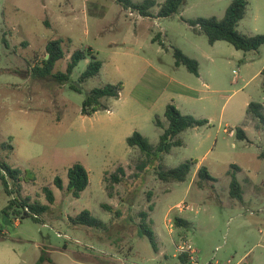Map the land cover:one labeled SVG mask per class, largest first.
<instances>
[{"label":"rangeland","instance_id":"rangeland-1","mask_svg":"<svg viewBox=\"0 0 264 264\" xmlns=\"http://www.w3.org/2000/svg\"><path fill=\"white\" fill-rule=\"evenodd\" d=\"M155 1L157 16L166 0ZM232 1L187 0L170 17L144 18L117 0H0V165L20 171L17 180L7 175L13 197L0 178V264H190L178 254L184 240L201 264H264V126L247 114L250 103L264 105V45L249 52L226 41L211 45L190 25L222 19ZM248 1L237 30L264 35V0ZM53 39L63 40L65 51L54 73L66 71L74 52L87 53L66 85L35 71ZM175 49L199 62V75L176 65ZM94 55L102 70L80 83ZM120 82V98L103 101L108 110L82 115L92 90ZM168 104L209 124L180 134L183 145L161 159H148L127 139L138 131L156 147L169 125ZM186 162L196 164L185 182L160 180L161 169ZM76 163L90 174L79 199L67 191ZM233 165L242 200L230 194ZM202 166L214 180L198 177ZM120 167L117 184L112 176ZM45 188L54 192L52 205ZM16 196L50 209L8 216ZM182 204L188 209L179 212ZM84 210L102 225L74 223ZM141 212L153 221L156 245L139 235ZM177 217L187 224H176Z\"/></svg>","mask_w":264,"mask_h":264},{"label":"trees","instance_id":"trees-1","mask_svg":"<svg viewBox=\"0 0 264 264\" xmlns=\"http://www.w3.org/2000/svg\"><path fill=\"white\" fill-rule=\"evenodd\" d=\"M120 4H123L126 9H132L136 11L140 16L144 18H167L179 11H181L186 4L187 0H166L161 6L157 16L151 13V10L157 5L155 0H145L142 3H133L131 0H117ZM249 6L248 0H233L226 10V13L222 19L216 17L211 18H199L195 21H191L190 25L197 33L205 34L211 45H214L218 41H226L232 44L237 50L244 52L257 51L264 45V35L247 36L240 33L237 30L239 23L245 18ZM159 36V35H158ZM154 42L158 39L155 37ZM163 45V42L160 41ZM63 40L53 39L48 42L46 46V57L43 60V66L38 68L37 74L41 76H52L63 85L69 83L71 75L79 63L87 57V53L83 50L74 52L70 58L65 72L54 73L56 64L65 57V51L63 48ZM89 53L92 54V50L89 49ZM174 57L177 66H186L188 70L195 75H199V62L190 58L184 54L180 49H175ZM103 67V63L99 61L95 55L93 61L89 64L87 70L81 75L80 83H85L90 78H93L100 74ZM261 74L264 76V69ZM73 91L80 92V88L75 85H70ZM125 86L123 83L107 84L101 88H95L84 99L82 105V115L92 116L95 113L108 110V106L103 102L109 99H119ZM247 114L252 115L254 120H259L264 126V105L260 103H250L247 109ZM165 117L168 120V127L164 129L163 134L160 136L159 144L154 147L148 140L138 131L134 132L132 136L127 139V143L131 148H138L148 159H161L165 154H169L173 146H182L183 141L177 139L180 134L187 131L190 128L201 127L209 124L207 119H197L191 115H184L174 104H168L165 111ZM258 129L260 125H257ZM236 135L239 139L246 140V131L242 128H237ZM260 158L264 159V151L260 154ZM196 163L186 162L176 168L161 169L159 172V178L165 183L172 182H185L188 176L191 174L192 166ZM0 178L4 185L6 193L13 197L16 190H12L7 175L12 179L17 180L16 176H19V170H12L7 164L0 165ZM232 169V182H231V196L234 198L243 199L242 189L240 183L236 177V172L239 171L237 165H233ZM28 172H26L27 174ZM124 175L122 167L118 168V173L112 176L114 183H120ZM197 175L202 180H214L207 167L202 166L198 169ZM55 184L58 188L63 189V182L59 177H56ZM90 185V174L88 170L81 164L76 163L68 170V193L75 199H79L82 193ZM46 197L50 205L55 202L54 192L45 188ZM50 209L49 205H40L31 203L30 199L20 200L17 196L10 199L8 205L5 208L6 215H13L17 218L29 217L30 213L36 215L44 214ZM12 210V212H11ZM153 207H150V211ZM141 222L139 225V235L148 237L150 242L156 245L157 236L153 228V221L149 219L147 212H141ZM35 219V218H34ZM76 224L84 225L91 228H99L102 225V221L93 217L89 210H84L76 218L73 219ZM176 224L184 226L187 222L179 217L176 218ZM181 258H187L182 256ZM43 260V259H42Z\"/></svg>","mask_w":264,"mask_h":264},{"label":"built area","instance_id":"built-area-1","mask_svg":"<svg viewBox=\"0 0 264 264\" xmlns=\"http://www.w3.org/2000/svg\"><path fill=\"white\" fill-rule=\"evenodd\" d=\"M186 209H188V206L186 204H182L179 207V212H183ZM169 223H170V227L173 228L174 224L172 220H170ZM177 250L179 255L187 256V258H189L190 264H201L200 259L197 255L198 253L197 250L194 249V247L188 240H184L183 243L177 247ZM208 264H212V263H208Z\"/></svg>","mask_w":264,"mask_h":264}]
</instances>
